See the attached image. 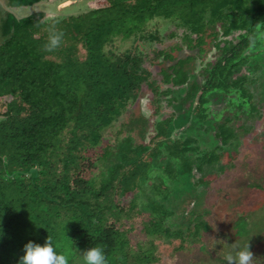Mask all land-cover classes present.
Returning <instances> with one entry per match:
<instances>
[{
    "label": "trees",
    "instance_id": "obj_1",
    "mask_svg": "<svg viewBox=\"0 0 264 264\" xmlns=\"http://www.w3.org/2000/svg\"><path fill=\"white\" fill-rule=\"evenodd\" d=\"M6 1L9 7H21L42 0ZM3 13L0 264H18L29 241L43 246L48 235L58 252L69 257V264H83L81 252L97 245L108 264H155L157 239L175 242L179 250L202 241L211 227L204 220L209 211H202L201 203L188 213L187 230L167 221L188 196L195 197L199 187H207L211 177L232 165L239 133L234 127L218 126L216 137L222 146L206 153L195 137L174 140V131L192 118L201 87L190 76L193 60L182 59L172 67L165 63L177 59L182 44L202 47L209 37L219 40L239 33L237 39L217 43L224 56L209 68L193 112L202 123L208 119L209 101L215 96L220 101L226 91L240 95L232 104L243 103L259 115L247 85L253 68L264 69L263 62H253L263 51L264 0H99L96 7L60 17L65 42L56 53L43 51L46 13L20 20ZM155 20L172 23L174 30L165 37L157 32L146 36L147 25ZM118 39H134L136 45L116 55L109 46ZM164 39L172 45L155 46L151 52V64H164L161 81L169 87L160 91L145 67L149 57L138 44L157 45ZM145 87L155 102L170 97L173 114L154 124L150 144L143 140L150 121L141 111H131L118 132L109 135L145 95ZM155 170L161 173L154 185L162 196L159 200L145 190ZM196 170L201 179L194 183ZM173 193L183 197L177 205ZM128 195L133 198L126 203ZM142 195L148 203L139 205ZM138 231L154 240L142 243L134 237Z\"/></svg>",
    "mask_w": 264,
    "mask_h": 264
},
{
    "label": "rangeland",
    "instance_id": "obj_2",
    "mask_svg": "<svg viewBox=\"0 0 264 264\" xmlns=\"http://www.w3.org/2000/svg\"><path fill=\"white\" fill-rule=\"evenodd\" d=\"M98 1L99 0H42L33 5L21 6L20 9L24 11L28 10L32 14H47L49 10H53L58 13L59 17H64L84 12L89 5L96 7ZM172 30H174L172 23L170 24L163 20H155L147 25L145 35H153L157 32L160 34V37H165ZM238 35L239 33H235L228 39H237ZM221 40L220 38L219 41ZM172 43L171 40L164 39L162 43L157 45L138 44L145 50L149 57L147 58L148 62L145 63V67L151 71L152 78L159 84L160 91H165L169 87L161 81L163 77L160 75V71L164 67V64H157V61L155 65L153 63L151 64L153 61V54H151V52L154 50L155 46L156 48L167 49ZM135 45L136 41L134 39L126 41L118 39L109 46V49L116 55H120L121 53L132 50ZM207 49L210 50L211 47L208 46ZM260 50L263 51L259 53V57L253 59L255 66H259L261 62L264 63V40ZM215 53L216 50L212 49L209 55L214 59L213 55ZM216 54L218 55L217 57L223 56L222 54ZM176 55L178 57L179 53ZM210 60L214 61L212 59ZM160 62H162V58ZM246 71H244V73H246ZM253 71L255 72L256 68H253ZM254 72H249L251 81L248 79L249 84L247 87L250 89V92L254 94L255 107H259L261 114L256 115L243 103L236 105L232 104L228 101L229 93L225 91L220 95L222 98L221 100L224 101H218V96L212 98L213 102L209 105L208 113L210 115L208 119H203L201 123L198 120L199 113L193 112L192 110V118L187 121L185 125L174 131L172 136L174 140L197 137L196 140H199V146H201V150L204 153L216 149L218 145L222 146L221 141L216 137L218 126L226 125L228 127H234L239 135H241V138L234 141L235 144H238V153L237 157L232 161V165L229 166L227 170L220 173L219 176L211 177L207 187H199L195 197L188 196L185 203L182 204L180 208H177L176 213L167 221L168 225H174L175 229L187 230L186 223L189 219L188 213L192 211L194 205L201 203V210L209 211L208 214L204 215V220L210 224V232L204 233L202 241L186 243L183 250H179L178 244L175 242L170 244L164 237H162L161 240L157 239L158 248L156 256L159 261L155 264H226L223 256L231 251L229 245L236 243V241L240 243L241 247L250 243V250L256 257L254 264H264V69ZM144 91L145 95L140 97L136 105H132L129 110H127L124 117L116 123L114 129L108 132L109 135H115V133L118 132L121 124L126 122L129 118V113H131V111L137 114L138 111H141L142 115L144 114L150 121L155 122L162 121L173 114L174 109L169 104L170 97L159 100L160 102L158 105L152 104L151 102L154 96L151 91H149L147 87L144 88ZM233 97L237 100L240 99L238 95H234L232 98ZM197 102L198 100H196L195 106ZM157 106L160 107L158 113L155 110ZM185 116L186 115H184L183 118L186 119L187 116ZM230 119L231 121H229ZM227 122L230 123L227 125ZM210 125L213 128H211ZM150 127L151 126L147 127L146 132H148ZM152 131L151 129L149 133L146 134L147 139H143L144 144H149L150 140L154 137L156 132L154 133ZM246 131H249L248 133L250 134L244 136L243 134ZM195 145H197V143ZM226 148L228 147L226 146L224 149ZM227 156L228 155H226V157ZM195 157H197V155H195ZM225 159V163L228 162L227 158ZM217 170L219 169L217 168ZM194 173L195 176L192 180L194 183H197L198 180L201 179V174L198 173L197 170L194 171ZM159 176H161L160 172L157 170L153 171L150 174L151 181L145 186L148 195L158 200L161 199L162 196L159 195L158 192H155L154 185L159 184ZM164 179L170 189L175 191L176 187L174 183L166 179V177ZM252 184L259 185V188H254ZM183 190L187 193L185 187H183ZM171 197L176 198L177 196L173 193ZM179 197L175 200V205L183 198ZM132 198V195H128L124 202L129 203ZM147 201V197L142 195L139 199V205L148 203ZM134 237L139 239L142 243L154 240V238H144V235L140 231L135 232Z\"/></svg>",
    "mask_w": 264,
    "mask_h": 264
},
{
    "label": "clouds",
    "instance_id": "obj_3",
    "mask_svg": "<svg viewBox=\"0 0 264 264\" xmlns=\"http://www.w3.org/2000/svg\"><path fill=\"white\" fill-rule=\"evenodd\" d=\"M46 40L43 44V51L56 53L64 45L65 32L60 27L61 19L56 11L49 10L45 16ZM43 23V22H42ZM250 44H255V38H250ZM231 251L223 256L226 264H254L256 257L250 250V243L241 247L236 241L229 245ZM83 264H108L104 249L97 245L81 252ZM18 264H69V257L62 251L58 252L53 239L48 235L43 246L29 241L24 246V255L19 258Z\"/></svg>",
    "mask_w": 264,
    "mask_h": 264
},
{
    "label": "flooded vegetation",
    "instance_id": "obj_4",
    "mask_svg": "<svg viewBox=\"0 0 264 264\" xmlns=\"http://www.w3.org/2000/svg\"><path fill=\"white\" fill-rule=\"evenodd\" d=\"M222 34V33H221ZM222 40V42L223 41H232V39L231 40H229L228 38L229 37H227V38H224V37H220ZM219 42V40H214V39H212V38H207V40H206V45H202V47H195V48H189V45L188 44H182L183 46H182V49H181V51H184V50H190V51H196L195 52V54H187V57L184 59V60H189V62H192V60H193V62L191 63V66H192V68H189L190 70H191V72H190V76H192V75H194L195 77H194V81L195 82H197L198 84H199V86L201 87L200 89H199V92H198V94H197V98H196V100H198V98L201 96V94H202V92H203V90H202V87H203V85H204V83H205V79H206V76H207V74H208V71H209V68L210 67H212L213 66V64H215L216 62H217V60L218 59H220L221 57H223L224 55H223V52L221 51V49H218L217 47H216V45H217V43ZM208 46H210L211 47V49L210 50H208L207 49V47ZM224 45H221V47H223ZM212 49H215L216 50V53H218V54H222L223 56H220V57H217L218 55L215 53L214 55H213V57H214V59L209 55L210 54V52H211V50ZM181 51H179V52H181ZM178 58V57H177ZM210 59H212V60H214V61H211ZM170 62V61H169ZM172 62H174V61H172ZM171 62V63H172ZM193 79V78H192ZM183 95H185V94H183ZM234 95H238V96H240L239 95V93H229L228 94V101H230V102H232V101H235V100H237V99H234L235 97H233L232 98V96H234ZM215 98V97H214ZM196 100H195V103H196ZM218 100V99H217ZM222 101H224V100H220V102H222ZM227 101V100H226ZM159 100H158V102H155L153 99H152V104H159ZM213 102V100L211 99L210 101H209V103L207 104V111H206V113L208 114V117L207 118H209V113H208V111H209V105L211 104ZM199 104V101L197 102V105ZM197 105L195 106V104H194V107L196 108L197 107ZM230 107V106H229ZM194 108V109H195ZM231 108V107H230ZM160 109V107L159 106H157V109H155L156 110V112L158 111ZM193 109V110H194ZM261 114V113H260ZM172 115V114H171ZM170 115V116H171ZM149 120V119H148ZM150 121V120H149ZM229 121H231V119L229 120ZM157 122H155V121H150V124H149V126H151L150 128H149V130H153L152 132H154L155 133V125L154 124H156ZM230 122H227V125L229 124ZM185 125V124H184ZM210 127L211 128H213L211 125H210ZM209 127V128H210ZM208 128V129H209ZM195 129V128H194ZM149 130H148V132H146V134L147 133H149ZM249 131H246L243 135L245 136L246 134H250V133H248ZM238 138H241V135H239V137ZM145 139H147V137L145 138ZM187 139V138H186ZM196 139H197V137H196ZM197 141H199V140H197ZM150 143H151V140H150ZM149 143V144H150ZM198 144H199V142H198ZM201 147V146H200Z\"/></svg>",
    "mask_w": 264,
    "mask_h": 264
},
{
    "label": "water",
    "instance_id": "obj_5",
    "mask_svg": "<svg viewBox=\"0 0 264 264\" xmlns=\"http://www.w3.org/2000/svg\"><path fill=\"white\" fill-rule=\"evenodd\" d=\"M3 10L13 14L19 20L27 16H30L32 14L28 10L26 11L21 10L20 7H9L6 0H0V43L3 41V37H2V15L4 14ZM195 52L196 51H190V50H184V51L179 52V56L174 62L172 63L169 61L166 62L167 67H172L178 64L180 60L185 59L187 57V54H195Z\"/></svg>",
    "mask_w": 264,
    "mask_h": 264
}]
</instances>
